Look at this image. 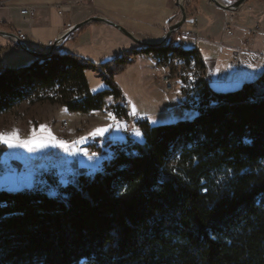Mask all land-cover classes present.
Listing matches in <instances>:
<instances>
[{
    "label": "trees",
    "instance_id": "trees-1",
    "mask_svg": "<svg viewBox=\"0 0 264 264\" xmlns=\"http://www.w3.org/2000/svg\"><path fill=\"white\" fill-rule=\"evenodd\" d=\"M142 50L204 64L172 39ZM131 61L104 62L108 86L96 93L85 70L98 65L70 51L6 67L0 112L38 85L69 110L102 109L109 95L124 99L114 76ZM202 79L192 119L141 125L143 140L114 142L93 173L62 183L47 172L55 192L0 188V264H264V71L227 91ZM8 150L0 141V170Z\"/></svg>",
    "mask_w": 264,
    "mask_h": 264
},
{
    "label": "crops",
    "instance_id": "crops-1",
    "mask_svg": "<svg viewBox=\"0 0 264 264\" xmlns=\"http://www.w3.org/2000/svg\"><path fill=\"white\" fill-rule=\"evenodd\" d=\"M3 1L0 6V17L5 22L4 29L11 30L14 27L23 29L30 37L32 48L40 53L46 52L44 45L49 40L56 39L73 24L93 15L105 16L123 25L140 39L160 38L167 32L169 25L179 18L177 16L179 15L177 0H87L80 5H75L73 10L66 16L59 12L57 4L69 3L74 0ZM226 2L231 3L234 1L226 0ZM259 2L257 0H247L236 10H226L212 1L206 2L203 0L201 2V22L197 33L199 40L188 37L181 31L176 32L169 39V41L172 39L174 44L185 48H196L199 51L205 66L208 68L211 66L215 70L214 76L212 75L213 77L208 82L216 91L236 89L245 81L256 78L264 71V0ZM27 5L38 7L37 14L33 18L20 12L21 8ZM227 19L233 20V34L225 32V21ZM257 24L260 25L261 32L249 41L247 38L248 30ZM189 27L190 23L186 26L183 25L182 29L186 31ZM77 30L73 37L68 36L62 42L58 50L79 54L97 65L122 55L132 60L127 65L136 59H145L148 66L147 83L154 82L157 72L160 71L154 51H143V46L119 28L106 22H90ZM40 34H43L42 40L38 37ZM236 48L243 50L240 66L230 64ZM2 49H6L0 55V66H4V68L25 66L28 63L21 62L30 61L33 57L26 50L22 52L24 49L15 40L0 34V50ZM23 53H26V55ZM12 55H16L15 59L11 58ZM95 71L98 72L97 69ZM87 83L90 89L88 80ZM90 91L94 93L91 89ZM123 95L124 99L129 97L127 94L123 93ZM114 97V95H109L105 98V101L109 102ZM132 102L131 100V108L139 113L137 105L135 107ZM63 107L72 112L74 117L84 118L101 110L73 111L65 105ZM153 113L144 112L143 115L148 116L150 121ZM102 127L103 124L92 127L90 133L87 134L86 132L81 136H72V140L88 146L87 148H90L89 146L91 148L97 145L102 146L106 140L113 139L111 137L104 139L97 132V129H102ZM143 138L144 136L139 141H142ZM94 160L93 163L87 165V170L83 168L86 173L95 171H89L90 166L99 165L98 169L102 167L101 158H95Z\"/></svg>",
    "mask_w": 264,
    "mask_h": 264
},
{
    "label": "rangeland",
    "instance_id": "rangeland-1",
    "mask_svg": "<svg viewBox=\"0 0 264 264\" xmlns=\"http://www.w3.org/2000/svg\"><path fill=\"white\" fill-rule=\"evenodd\" d=\"M190 1H193L190 8L196 6L200 10V26L201 2L203 0L183 1L187 18H189V11L186 5L191 4ZM204 1L211 2V0ZM223 1L226 2V0ZM257 1L263 2V0ZM177 12L179 18L171 24L181 19L182 14L178 4ZM188 23H190L189 28H193L191 22H185L183 25L186 26ZM183 25L173 34L179 31L186 33L182 29ZM198 28L195 29L196 33H198ZM38 37L42 40L43 34ZM22 52H25V50ZM23 54L26 55V53ZM156 56V63L160 67V71L157 72V76L151 84L147 83L146 80L148 77V66L145 59H136L114 76L115 82L120 86L123 93L129 95L134 106L136 107L137 105L139 109V113L132 108L126 112L129 115L134 113V115L141 117L145 116L143 115L144 112H154L150 117V124L192 119L197 110L193 107L180 105V102L166 93L164 90V78L166 74L178 72L179 70L182 73L183 71L191 73L192 71L190 70L194 67L197 72H203L200 67L201 64L197 63L196 58L186 63L182 58L175 55H170L167 58L157 54ZM15 57L16 55L11 56L12 59H15ZM34 58L33 56L30 61L26 60L21 63L29 64ZM199 58L201 59L200 55ZM206 69L209 68L206 66ZM167 70H170V72ZM85 76L89 82L90 89L94 93L108 86L99 70L96 72L94 68H88L85 71ZM210 88L212 87L210 86ZM54 90L56 88L38 85L28 98L18 102L13 108L0 112V135L15 133L19 140L32 141V146L35 148V150L30 151L29 148L23 146H8L9 150L3 155L2 159L0 188L18 189L40 185L48 188L50 192H55V189L48 184L45 176L47 172L58 176L62 183H67L75 179L81 168L87 170V165L93 163L95 158H101V162H104L105 159L110 158L113 152L107 151L104 154H99L104 143L102 146H92L93 148L89 146L90 148H87L88 146L72 140V136H81L86 132L87 134L90 133L92 127L103 124L102 129L104 131L100 134L104 139L113 138L110 139L111 146L114 142L125 140L127 138L125 133L128 130L132 133V140L142 139L145 128L136 125L134 121L123 120L122 116L124 114L118 116L114 109L117 105H119L120 109L125 99L114 97L111 101H106V109H103V107L100 111L93 112L87 118L74 117L72 112L64 109V104L55 97ZM129 97L126 98L131 102ZM110 107H113V110H110ZM169 107L170 109H168ZM65 121L68 124H65ZM40 144L45 146L40 147ZM177 154V151H175L171 157V165L176 164ZM98 167L99 165L90 166L89 171L97 170Z\"/></svg>",
    "mask_w": 264,
    "mask_h": 264
},
{
    "label": "built area",
    "instance_id": "built-area-1",
    "mask_svg": "<svg viewBox=\"0 0 264 264\" xmlns=\"http://www.w3.org/2000/svg\"><path fill=\"white\" fill-rule=\"evenodd\" d=\"M85 1L87 0H74L69 3L57 4V8L61 14L66 16V14H68L69 12L73 10V7L75 5H80L84 3ZM3 2H4L3 0L0 1V6L3 4ZM190 3L191 4H187L186 7H187V10L189 11V18L192 19L191 23H192L193 28L187 29L185 31L186 32L185 34L188 37L195 38L198 41L199 38H198V34L196 33L195 29H197L199 26L200 10L196 6H193L190 8V5L193 4V1H190ZM37 11H38V7L36 5H27V6L22 7L20 10L21 14L25 16H29L31 18H33L37 14ZM4 25H5V22L0 17V30L12 33L13 36H11V38L13 40L16 41L18 39L19 41L25 42L28 46L32 47L30 44V37L26 32H24L23 29L14 27L11 30H6L4 29ZM233 25H234L233 20L227 19L225 21V32L228 34H233L234 33ZM260 32H261V28H260V25L258 24L254 26L253 28L249 29L247 33L248 40L250 41L254 36H256ZM63 33L60 34V36H58L56 39L49 40L44 45L45 49L48 50V48H60L62 42L66 39L65 38L64 40L61 41L60 37L63 35ZM5 51L6 49L0 50V55L3 54ZM242 54H243V50L241 48H236L233 52V58L230 64L232 66H240ZM2 67L4 66H0V68ZM97 69L99 70L101 75L102 74L107 75V71L102 66V64L99 65V68L97 67ZM191 69H192L190 70L192 71L191 73H188V71L186 72L183 71L182 73L181 70H179L178 72H174V73L171 72L169 74H166L164 78L165 79L164 80V90L166 93H168L169 95L174 97L178 102H180V105L187 106V107H193L197 109L200 106V100H199L200 98H199V94L195 92V88H196L195 84L197 83L199 79L202 78V75H213L214 76L215 70L211 66H209V69H206L205 72H197V69L195 67ZM167 71L170 72V70H167ZM121 106L125 112L131 109V104L127 99L123 101ZM110 109L113 110V107H110ZM122 118L125 121H132V122L134 121V123L138 126L146 125L150 123L149 118L147 116H144V117H141L138 115L136 116L134 115V113L129 115L126 112V114H124ZM65 124H68V122L65 121ZM125 136H127V138L133 137L130 130H128L125 133ZM127 138L125 140H127ZM107 151H114L113 146L110 145V139L104 142V145L101 147L99 154H104Z\"/></svg>",
    "mask_w": 264,
    "mask_h": 264
},
{
    "label": "water",
    "instance_id": "water-1",
    "mask_svg": "<svg viewBox=\"0 0 264 264\" xmlns=\"http://www.w3.org/2000/svg\"><path fill=\"white\" fill-rule=\"evenodd\" d=\"M183 1L180 2L179 0H177V4L179 5L180 10H181V14H182L181 19L178 20L177 22L173 23V24H170L167 32L163 36H161L160 38H154V39L153 38H151V39L137 38L136 36H134V34L130 30H128L123 25H121L117 22H114L113 20H111L105 16L93 15V16L86 18L85 20H82L80 22L73 24L71 27H69L67 30L64 31V33L60 37V39H61V41L64 40L65 38H67L69 36V34L71 32L79 29L80 27L84 26L85 24L98 21V22H106V23H109V24L119 28L126 35H128L129 37L134 39L137 43H139L143 47L165 46L169 42V39L173 35V33L175 31L179 30V28H181L185 22H192L191 18H187V13H186ZM211 1L214 2L217 6L222 7L226 10H236L239 6H241L247 0H235L234 2H231V3H227L223 0H211ZM0 34L4 35L6 37H9V38H11V36H13L12 33L7 32V31H3V30H0ZM16 41L24 50H26L27 52H29L30 54H32L36 58H43V57L49 56L55 52L54 49H51L47 52L40 53V52L35 51L32 47L28 46L25 42H21L18 39Z\"/></svg>",
    "mask_w": 264,
    "mask_h": 264
},
{
    "label": "snow or ice",
    "instance_id": "snow-or-ice-1",
    "mask_svg": "<svg viewBox=\"0 0 264 264\" xmlns=\"http://www.w3.org/2000/svg\"><path fill=\"white\" fill-rule=\"evenodd\" d=\"M104 131V129H97L98 133H101ZM0 140L3 141V143L8 144L9 147H14V146H23L26 148H29L30 151L35 150V148L32 146L33 142L32 141H23V140H19L17 135L15 133L11 134V135H0ZM40 147H44V144H40Z\"/></svg>",
    "mask_w": 264,
    "mask_h": 264
},
{
    "label": "bare ground",
    "instance_id": "bare-ground-1",
    "mask_svg": "<svg viewBox=\"0 0 264 264\" xmlns=\"http://www.w3.org/2000/svg\"><path fill=\"white\" fill-rule=\"evenodd\" d=\"M179 1L182 2L183 0H179ZM51 49H54V51H58L59 48H48V50H46V52L49 51V50H51ZM200 67H201V70H203V72L206 70V66L202 65V66H200ZM203 67H204V68H203ZM3 69H4V67L0 68V71H2ZM211 77H212V75H203V76H202V78H203L205 81H209ZM203 79H202V80H203Z\"/></svg>",
    "mask_w": 264,
    "mask_h": 264
}]
</instances>
